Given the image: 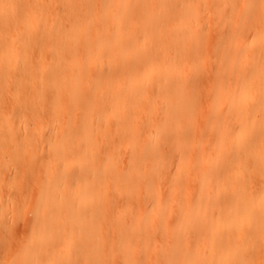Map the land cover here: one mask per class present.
<instances>
[{
	"label": "bare ground",
	"instance_id": "6f19581e",
	"mask_svg": "<svg viewBox=\"0 0 264 264\" xmlns=\"http://www.w3.org/2000/svg\"><path fill=\"white\" fill-rule=\"evenodd\" d=\"M47 2L0 0V165H45L5 263L264 264V0Z\"/></svg>",
	"mask_w": 264,
	"mask_h": 264
},
{
	"label": "rangeland",
	"instance_id": "374dc122",
	"mask_svg": "<svg viewBox=\"0 0 264 264\" xmlns=\"http://www.w3.org/2000/svg\"><path fill=\"white\" fill-rule=\"evenodd\" d=\"M50 1L52 4L50 3L51 6L50 5L47 6V10L49 12H51V13H49V14H51V16H49V17H52L55 14L54 2H53V0H48L47 4H49ZM202 75L203 74H201V73L199 74V76H198V77H200L198 79L199 83H196V85H195V90L197 88L196 92L198 91V93H197L198 105H200V106H204V104H205V97L204 96L206 95V91H207V84H205L206 81L203 80ZM198 84H199V86H197ZM204 88L206 91L203 90ZM200 89H202V90L200 91ZM10 90L11 89H9L8 87H4V89H3L4 92H2V96H3L2 100L5 101V104H4V102H1L2 103L1 107H2L3 112H5V113L9 112L10 106H11V101H10L11 99H9L10 96H9V92H8ZM5 92L8 95H6ZM202 94H204V95L202 96ZM201 98L203 100H201ZM42 104L45 105L46 103L42 102ZM35 117H37L38 120L42 124H45L46 122H48L50 120V113L47 109H44ZM26 120L29 124V128L32 129V122H33L32 116L29 114L26 115ZM41 155L43 157L45 155V153L43 152ZM8 159L9 158L5 157L4 161H3L4 165L6 163V165L4 166V167H6L5 169L3 167H1V165H0V171H1L0 172L1 173L0 174V189L1 188L3 189V190L1 189L2 191L0 190V197H3L2 199L0 198V203H4L6 205L5 207L3 204L0 205V215L1 214L3 215L4 213L6 214V215L4 214L2 216V217H4V219L6 221L5 222L6 226H3L5 228H3L2 225H0V264H7L8 261L13 258V256L22 252V241L29 236V228L27 229V227H29V225L27 224V221L32 219L33 215H34L33 213H31V210H32V206L35 204V202H34L35 201L34 195L36 194L35 193L36 192V186H35L36 182L35 181H36V178L42 174L43 169H44L42 167L45 166L43 163V160H42V163L40 161L41 164L40 163H39L40 165L38 164L40 169H39V167H37L38 165H36V167H35L36 170L32 171L30 169L31 166H29L28 163L25 164L23 162H13V161L11 162ZM117 161H118V164H121V159H118ZM9 163L10 164L12 163V164L10 165ZM13 163H14V165H13ZM17 163H18L19 168L17 167ZM20 163H22V164H20ZM7 164L10 166V169H9V166L7 167ZM16 167H17V170H16ZM23 167H25V169ZM1 168H2V170H1ZM26 168H27V170H26ZM20 169L23 171V173H21ZM26 171H27V174L29 173L27 175L28 177H26ZM32 173H33V175H32ZM22 177H24V178H22ZM24 184H25V187H24ZM32 201L34 202V204H32L33 203ZM2 207H4V210ZM28 210H30V211H28ZM27 212L30 213L31 215L28 214ZM26 213L28 214L27 216L25 215ZM16 216H17V219H16ZM7 219H8V221H7ZM7 222H9V223H7ZM4 231L6 233H3ZM27 231H28V235L26 233ZM1 232L6 236H3V234H1ZM62 243H60L61 246H59L61 249L63 247ZM6 259H7V263H5Z\"/></svg>",
	"mask_w": 264,
	"mask_h": 264
}]
</instances>
